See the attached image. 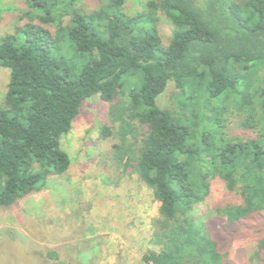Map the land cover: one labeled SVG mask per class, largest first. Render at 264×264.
Returning a JSON list of instances; mask_svg holds the SVG:
<instances>
[{"label":"trees","instance_id":"trees-1","mask_svg":"<svg viewBox=\"0 0 264 264\" xmlns=\"http://www.w3.org/2000/svg\"><path fill=\"white\" fill-rule=\"evenodd\" d=\"M23 1L0 33V207L67 172L60 138L96 96L117 179L134 175L159 204L141 264H226L225 242L243 233L253 245L242 264H264V0H145L134 12L125 0L90 12L78 0ZM159 14L173 27L167 42ZM169 86L176 92L161 106ZM232 110L261 132L229 136ZM215 178L241 203L203 220L195 209ZM34 257L68 264L55 248Z\"/></svg>","mask_w":264,"mask_h":264},{"label":"rangeland","instance_id":"rangeland-1","mask_svg":"<svg viewBox=\"0 0 264 264\" xmlns=\"http://www.w3.org/2000/svg\"><path fill=\"white\" fill-rule=\"evenodd\" d=\"M100 2L78 0L76 7L90 12ZM144 2L125 0L124 7L128 12L139 11ZM0 8V33L11 31L18 14L26 10L23 0H0ZM158 27L167 42L173 27L162 14ZM7 79L8 70L0 68V101ZM175 92L169 86L158 104H170ZM95 97L84 101L70 132L60 138L61 148L70 157L67 172L51 177L47 187L19 199L13 207H0V264H39L34 251L41 247L57 249L68 264H141L150 233L148 222L159 204L134 175L117 179L110 166L113 140L101 139L98 133L105 107ZM241 121L242 115L232 110L224 120L225 132L239 137L261 132L245 129ZM239 203V195L215 178L210 195L195 213L206 220L216 206ZM252 235L243 233L225 242L229 250L226 264L243 263L252 249Z\"/></svg>","mask_w":264,"mask_h":264}]
</instances>
